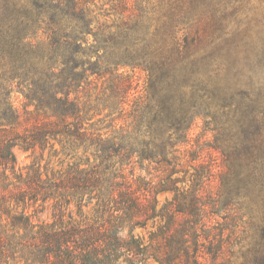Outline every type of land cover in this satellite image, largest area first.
Wrapping results in <instances>:
<instances>
[{"label": "trees", "instance_id": "obj_1", "mask_svg": "<svg viewBox=\"0 0 264 264\" xmlns=\"http://www.w3.org/2000/svg\"><path fill=\"white\" fill-rule=\"evenodd\" d=\"M235 255L264 264V0H0V264Z\"/></svg>", "mask_w": 264, "mask_h": 264}, {"label": "rangeland", "instance_id": "obj_2", "mask_svg": "<svg viewBox=\"0 0 264 264\" xmlns=\"http://www.w3.org/2000/svg\"><path fill=\"white\" fill-rule=\"evenodd\" d=\"M156 1H159V0H150L151 3H154ZM134 79H135L137 88L136 90L133 91V94L139 95L144 92L147 77L145 73L137 70L134 74ZM13 101H14L15 106L21 112H23L24 106H25L23 96L20 94H15L13 96ZM190 135H191V138L193 139L192 144L199 145L201 148L204 149V154H210L212 159H216L218 160V162H220L218 153L214 151L212 148H210L209 146L211 145L210 143L213 139V136L212 134H209V133L205 134L204 129H203L202 120H199L197 122L195 127L190 132ZM14 153L18 159V169H25L26 167L30 166L34 162L40 163L43 157H44V160L41 162L42 167H45L48 165V169L54 170V171L59 170V169H66L69 165L77 162L76 158L71 159L70 157L67 158L65 156L54 157L52 156L53 152L50 151L49 149H47L45 153H42L41 151H37L36 153H33L31 151L26 152L20 147H15ZM165 198H166V195L160 196V199L162 200V202L165 201ZM39 215H42L43 219L50 220L52 218L51 209H49L48 211H45L44 214H39ZM238 249H240V247L236 248V250ZM242 262H243V258L241 257V255L240 256L235 255V256L229 257L228 259H224L223 262L221 261V263L223 264H241ZM149 264H158V263L152 260L150 261Z\"/></svg>", "mask_w": 264, "mask_h": 264}]
</instances>
